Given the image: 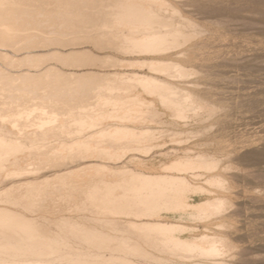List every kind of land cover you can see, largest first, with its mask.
Here are the masks:
<instances>
[{"label": "bare ground", "instance_id": "obj_1", "mask_svg": "<svg viewBox=\"0 0 264 264\" xmlns=\"http://www.w3.org/2000/svg\"><path fill=\"white\" fill-rule=\"evenodd\" d=\"M79 1L81 5L78 7L76 5H78ZM123 1H125V3H120L117 6L113 4V0L94 1L95 5L99 4L103 6L104 12L100 14L102 18L106 17L108 19H114V22H106V24H103L99 29H96L98 34L101 33V31L102 33H107L105 35L101 34L99 37L100 40H102L101 42L105 43V40H107L106 38L112 36L115 38V41L120 44L123 52L132 56V53L140 52V54H142L144 51L147 56L148 53L153 52L154 49L151 50V48H154L153 46H155V44L163 43L162 45L165 46V44L169 42L178 41L175 35L180 28L176 32H173V28L177 26H173V28H171L173 31L170 29L171 32H166L167 30L164 32L163 26L170 23L173 16L167 15L166 11L168 8L167 10H165L166 7H164L165 9L163 8L162 0H148L150 2L148 6H143V4H141L142 0ZM31 2L35 5L33 1ZM28 3H26L27 5L25 6L28 7ZM9 5L12 7L14 6L15 8L18 7V0H0V19L2 18L5 21L8 20L13 30L8 31L7 29L0 27V35L3 34L4 36L5 33H7L14 36V34H20L21 32L26 33V31H22L26 28V30H28L27 32L31 35L33 34L32 37H30L31 39L28 37L30 40H26L21 45L26 49L29 47L37 48V46L40 45L49 46L55 44H61L68 48H65L67 50H60L56 48L57 46H54V48H52L53 50L50 49L51 52L48 53H45L46 51L39 53L38 49V51L34 49L38 53L34 52V50H29L21 53L20 56L34 58L35 60L53 56L66 61L71 60L73 65L90 64L93 62L94 54L90 53L91 51L89 49L86 47L75 46L77 43H83L82 40H84L87 35H91L90 33L92 32H88L86 29L72 27L69 32L62 31V34L68 33L71 36L70 39L67 38V40H63L62 38L60 39L56 37L57 35L60 36L59 34H48L51 36L45 35L47 34V30H45V34L41 33L43 41L39 43L41 40H39V42L36 40L38 37L40 38V36L36 35L38 34V32H36L37 30H35L36 28H33L35 33L33 32V29H31L32 26L38 27V24L41 22L44 23L46 19L47 21L57 20L60 25L68 24L72 26L74 23H83L82 20L77 19L74 16L75 10H79L82 14H85V19L91 20V24L94 26L96 18L95 15L91 13L93 6L89 0H69L68 7L64 6L63 10L48 8L40 3V6L38 5L39 12L38 10L36 12L37 14L39 13V16L43 17L44 20H42L41 17H36L37 15L34 17L36 13L34 14V11L32 12L33 14L31 13V6H29L26 11L21 9V14L16 15L13 12L7 11ZM21 5L19 7H21ZM162 8L164 10H162ZM35 9H37V7H35ZM49 13H52V17L49 16ZM40 19L41 21H39ZM61 20H64L65 22H61ZM46 23L47 22L45 21V28H57L56 24L53 26L54 24L51 21L48 22L47 26ZM259 24L261 25L262 23ZM22 25H24L25 28H22ZM42 25L43 24H41V26ZM99 25H101V23ZM27 26H30L31 28L27 29ZM41 26L39 24V28ZM20 28H22V30ZM183 28L184 27L182 26V30H179V32L182 31L185 34ZM50 30H48V32H50ZM40 32H42V29ZM148 35L154 37H149ZM177 35L179 38L181 33H178ZM170 36H173L172 39ZM152 39L155 41H152ZM9 41L6 40V37L5 40L0 39V54L7 53V51L2 49V46H12L8 43ZM61 45L59 46L61 47ZM169 45H171V43H169ZM165 47H167V45ZM48 48L50 47L45 49ZM161 48L162 46L159 47V49ZM147 51L152 52L147 53ZM159 52L160 51H158V53ZM153 55L155 54L153 53ZM156 58L159 60V57ZM156 58L153 62L150 61L152 63L149 67L171 71L175 66L172 62L165 63L169 59H165L164 63H157ZM80 60L83 61V63L79 62ZM146 64L145 66H148V64ZM182 67L185 74L189 71H193L189 70L188 67L187 69L189 71H187L186 67L184 68V65H182ZM175 70L173 69V71ZM4 71L6 70H3V75L1 76V79L3 80L2 82H4L2 84L17 81V85H20V87H23L25 90V86H31V88L29 87V90H35V94L40 93L41 95L35 96L34 92L30 93L29 91V93L32 94L31 96L34 95L37 98L39 96L43 97L44 95L46 98L48 97V99L50 97L52 102L49 103V101L46 100L47 103L40 99L33 100L34 96L31 98L29 95H27L29 97H26L25 95L26 99H24L19 96L20 93L17 97H19V101L20 98L25 100L24 103H11L13 100L5 102L4 98L3 100L5 103L3 102L0 106V118L3 121H6L13 127H17L19 130L24 129V131L25 127L28 125L30 127L36 125L42 130L47 125L52 124V127L68 130L70 132L74 128L75 131L72 132L78 133L77 137H80L81 133L88 132L90 140L87 144H84V141L82 140L61 143L58 145L57 150L49 152L46 156H44V154L24 156L21 158V161H11V164L7 166L6 163L9 156L22 150L26 145L19 137L16 139H10L0 136V181L3 182V184L0 185V202L2 203L3 201L1 200L6 198L5 201L12 205L6 206L5 204H0V264H61V261L63 260L68 261L69 264H211L212 262H210L209 259L219 255L225 256L232 250V242L226 233L215 231L209 232L206 228L210 223L207 225L204 224V222L211 220L213 217L223 214L222 218H219L220 221L216 223V225H225L229 215H224V213L228 209V206L232 205L230 199L231 196L223 193V190L227 191L231 189L232 183L228 176H225L226 174L223 175L222 172L220 173L219 171L211 173L212 170L218 168L220 159L215 157V159H217L216 162L206 160L202 157L204 156L202 155V151L200 152L201 155L196 153V156H191L186 153L185 156L177 157L174 156V154H171L173 150L177 151L175 148L172 147L171 149L165 146L164 148L166 149L162 151V148L154 151V153L158 152L163 158L167 157V159L159 160L160 170L153 168L152 165H150L152 169H150V166V168L147 167L148 170L146 168H141V166H137V164V168H130L127 165H122L120 167H117L116 165L111 166V164H106L105 160L99 162V160H102L105 156H109L108 158L114 160L120 155H127V148H129L130 151L133 148L135 150L136 148H147L144 153L150 151V153L153 154V152H151L152 149L166 145L165 141H162L161 143H157L158 141L156 143L151 142V139H154L155 141L157 140V136L155 138L153 135L156 130H154L155 132L152 130L157 127L148 126L146 134L143 135L141 132L137 131L136 128L132 126L129 127L126 124L127 121L138 122L145 118V115H147V117L153 115L155 116V122V118L157 119V111L156 108H154L155 100H159L163 105L166 104L165 106H168V108H173L174 110L176 108L177 110L175 111H177V114L184 116L182 114L185 113L186 115L187 112H184V110L187 108L189 111L190 108L195 111L199 108L202 109L199 105H202L204 108V105L202 104L203 102L199 104V100H197L198 103L196 104L197 101L195 102V99L198 98L194 99V97H196L197 94L195 95L194 92L192 93L188 90L187 92L189 93H186V90L185 92L183 91L184 89L182 92L180 89L178 94H182L184 99V102L182 103L184 104H182L181 101L178 103L176 98L181 96L177 97L176 91L178 89L176 85H169V83L164 80V76L163 79H158L159 72L157 73V76L152 77L151 75L153 73H151L150 77L148 76L150 72L149 74L145 72L148 77L146 74L145 76L142 75L139 77L138 82L142 85V89L145 93L150 96H155V99L151 97L150 100L145 101L138 97L142 96L141 92H135L132 94L124 93L126 97L120 95V97L114 98L113 94L117 91L119 93V91L122 90L121 86H118L121 90H119V88L117 90V86L115 85L116 88L115 86L113 88L117 91L112 93L111 90H113V88L110 90V87L113 85L110 87L100 85V80L103 79L104 76L93 71L77 70L69 73L58 69L52 64L42 66L41 70H38V72L20 71V73H13L6 71V73H4ZM166 72H164V74ZM131 73H133V71ZM173 73L170 72L172 75ZM166 75L169 74L167 73ZM173 76H175V74ZM17 85L15 83V86ZM15 89H17V87L14 88V92ZM26 91H24V93ZM12 96L16 97V95ZM16 100L18 99H15V101ZM30 100L33 101L28 104L25 103ZM145 102H148V106L145 105ZM111 109L114 111L115 114L112 112L114 115H110ZM44 110L45 112H42ZM191 113H193V111ZM111 116H116L115 120L112 119L113 123L110 120L111 124L107 123L108 126H106L105 122L108 121V117L111 118ZM190 116H193V114ZM175 117L177 118V116ZM71 121L74 125H69V122ZM159 122L162 123V121ZM93 126L99 127H96V130ZM29 131L31 130H28V132ZM32 131H34V129ZM32 131L31 133H33ZM159 131L157 130V133H159ZM138 132L139 135H137L138 138H136L135 135L138 134ZM151 132L154 133L151 134ZM162 132L163 130L160 133ZM177 132L176 134L172 133V135L174 134L179 137ZM99 133L101 135H99ZM95 134H97V136ZM148 134L153 136L150 137ZM141 136L146 138L149 137V141L152 144L148 143L149 145H147L146 143H139V137ZM181 136L182 135H180V137ZM103 137L109 138V141L104 140ZM177 144L179 143L177 142ZM123 145L127 148L125 147V151L122 152L121 150L119 153L118 150L123 149ZM181 149L183 150L182 147ZM141 150H139V152H142ZM137 152L138 151L136 150L134 153ZM181 153L183 154V151ZM57 155H60L61 157H58ZM117 160H119V158ZM157 167L158 166H156V168ZM87 168L88 170L96 171L87 174L83 184H75L74 174L79 170ZM118 168H120L122 172L116 173V171L119 170ZM200 168L211 170V174L205 173L206 175L204 177V173L200 174ZM125 174H129L130 176L127 175L129 178H127ZM201 175H203L204 179L200 177ZM46 178L47 180L48 178L56 179V182L53 180L55 183L52 184H56L57 180L61 181L66 187H63L60 192L57 190L58 186L43 189L42 186L44 185L43 187H45L43 181H45ZM199 178H201L205 184L207 183L206 185L210 186L207 187L204 185ZM195 179H199V182H196ZM40 183L43 184H41V187ZM37 184L39 188H41L40 191H37V188H34ZM215 187L221 189L223 192H219L217 189L215 191ZM53 188L57 189L54 190ZM60 188L61 186L59 184V190ZM228 193L230 194V192ZM232 193L235 192L233 191ZM38 194L40 195L38 196ZM205 194L208 196L200 198L201 195L203 196ZM36 195L38 197H36ZM70 199L73 206H75L74 209L77 207L78 210L84 209L82 211L90 212L92 215H100V219L103 220V222L105 221L109 223L112 222L113 219L117 220L121 225L120 229L122 228V231L119 230L118 232L115 231L113 233L110 230H79L76 231V234L82 238L75 239L74 241L63 240L67 245L74 242L75 244H78V246H54V240L48 236L47 231L42 230L41 226L44 222L40 221L42 220L40 219L41 217L37 218L35 214V216L32 214L30 215L29 212L32 213L34 211L33 213H36L35 211L38 212L40 210L39 208L41 207H36L38 205L40 206V204H36L39 201L42 203L41 206H43L42 201L49 200V203L46 204L52 210L55 207H58L59 210V208L63 206L62 203H64V205L66 203L68 204ZM52 200L55 201L56 205L53 202V205L51 206L50 203ZM59 203L61 205H59ZM237 208L238 207H236V209ZM40 211L42 212V210ZM109 213H118L119 215L115 214L116 216H113ZM63 218L66 217L60 219ZM57 220L55 218L53 221H47H49L48 224L50 225H56ZM197 221L200 222V225L203 223L201 227L205 228V232L197 233L199 230L195 224ZM214 222L211 223V225L213 224L214 226ZM211 225H209V227ZM152 250L155 252L157 251V254H154ZM163 253H167L168 255L173 254L178 260H173ZM231 254L233 253L231 252ZM216 259L217 258H214V260Z\"/></svg>", "mask_w": 264, "mask_h": 264}, {"label": "rangeland", "instance_id": "obj_2", "mask_svg": "<svg viewBox=\"0 0 264 264\" xmlns=\"http://www.w3.org/2000/svg\"><path fill=\"white\" fill-rule=\"evenodd\" d=\"M26 1L18 0V5H17L18 7L15 8L14 6L12 7L9 5L7 7V11L13 12L14 14L18 15V14H21L20 11L22 10L26 11L28 7L31 6L32 7L30 8L31 13L33 11H34V14L36 13L34 17L36 15H37L36 17H41L39 16V13L37 14L36 12L38 10V7L40 6V3L43 6H46L48 8H55L56 10H63L64 6L68 7L69 5V0H45V1L44 0H41V1L40 0L39 1L38 0H26ZM31 1H33L35 5H33ZM89 1L91 5L93 6L91 13L95 15V18H96V20L94 21L95 23L94 26L91 24V20L85 19V14H82L79 10H75L74 16L77 19L82 20L83 23H74L72 24V26H70L68 24L60 25V23L57 22V20H53V21L50 20L54 24L53 26H55V24L57 26V28H50V29H53V30H50L48 27L45 28V24H44L45 21L47 22L46 26L48 22H50L49 20L47 21L46 19L44 23L43 22L39 23L40 26L41 24L44 25V27L43 25L41 26L43 28L41 27L39 28V24H38V27L32 26L31 28L30 26H27V29L36 28L35 30H37L36 32H38V34L36 35L40 36V38L38 37V39L36 40H38V42L39 40H41L39 43L43 41L41 38L42 37L41 35L45 34V30H47L46 31L47 34L45 35L59 34L60 36L57 35L56 37L60 39L62 38L63 40L64 39L67 40V38L70 39L71 36L68 33L62 34L63 33L62 31L69 32L72 27L82 28V29L88 30V32H92L90 33L91 35H87L85 39L83 38L84 39L82 40L83 43L81 42L75 45L76 47H79V46L86 47L87 49L91 51L90 53L94 54L93 62H91L90 64L73 65L71 60L66 61V60H62L60 58L53 57V56H50L48 58L38 59V60H35L34 58L20 56L21 53H24L29 50L33 51L34 49L36 50L38 49L39 51L38 50L37 51L39 53L45 52V51H46L45 53H48V52H51V50H53L52 48H54V46L55 47L57 46L56 48L60 50L62 49L64 50L65 48H67V47L62 46L61 44H59L61 45V47L58 44H55V45H49V46L40 45V46H37V48L29 47L26 49L24 46H21V45L26 40H30L31 39L30 37H32L33 34L31 35L29 32H27L28 30H26L24 25H22L21 27L25 29L23 30L22 28L20 29L22 31H26V33L21 32L20 34H14V36L12 34H7V33H5L4 36L3 34L0 35L1 40H5V37H6V40L8 41L10 40L8 43H10L13 46V47L10 45L2 46L3 47L2 49L7 51V53L0 54V80H1L0 81V95H1L0 96V106L4 102V100L5 102H10L11 100H13V102L11 101V103H16V102L24 103L25 100L21 98L26 99V97H29V96L32 98L34 95L35 96L40 95V93L35 94L34 92L35 90H32V89L29 90V87L31 88V86H25L27 91L23 87L21 88L20 85L19 86L17 85L18 84L17 81H14L12 83L10 82L6 84H2L4 83L2 82L3 80L1 79V76L3 75V70H6L8 72H13V73H17V72L20 73V71L21 72L23 71L38 72V70H41L42 66L49 65V64H52L56 66L58 69L69 72V73H72L77 70H86L89 72L91 71L97 72L98 74L103 75L104 78L100 80V85L109 86V87L113 85L112 87H110V90L115 85L117 86V88L115 86L117 90L119 88L118 86H121L122 90L119 88V90H121L119 91V93L115 88L111 90L112 93L117 91L114 94L118 93L117 95L113 94L114 98L120 97V95H122V97L123 95L124 97H126L125 94L141 92L142 96H138L141 99L145 101L150 100L151 97L155 99V96H150L146 94L145 91L142 89V85H140L138 82L139 77H141L142 75L145 76L146 74L145 72H147V74H149L150 72L148 76H150L151 73H153L154 75L152 74L151 75L152 77L157 76V73L159 72L158 79L161 80L165 77L164 80L168 82L169 85L175 84L178 89L176 91L177 97L181 96L179 98H176L178 103H180V101L181 103L184 102L182 94H178L180 89H181L180 91L184 89L183 90L184 92L186 90V93L194 92L195 95L197 94L196 97H194V99L198 98V99H195V102L197 100H199V104L203 102L202 104L204 105V108L202 105H199L202 109L199 108L196 111L191 108L189 111L187 110L188 109L187 108L184 110V112H187L188 114L186 113L185 115L184 113L182 114L184 116H181V114H177V111H175L177 110L176 108L175 110L173 108H168V106H165L166 104L163 105L159 100L158 101L155 100L154 108H156V111H157L156 113L157 119L155 118V120L158 123L156 121L154 122L155 116L153 115H152L153 117L151 115H149L151 117L149 116L147 117V115H145L144 116L145 118L139 120L138 122L127 121L126 124L129 127L132 126L136 128V130L141 132L143 135L146 134L148 126L157 127L155 129H152L153 131L156 130V132L154 131L155 134H153L154 132H151V134H153L155 138L157 136L156 138L157 140L155 141L153 139L154 140L153 141L151 139V142L156 143L158 141L157 143H161L162 141L163 142L165 141L166 145L161 146L159 148L152 149L151 152H153V154L150 153V151L148 153H144L145 149L147 148L145 149L136 148L138 152L134 153L136 151L134 148L131 149L130 151L129 148L123 145L124 148L118 150V152L121 150L123 152L125 151L124 149L127 148L126 149L127 155L126 154L120 155L118 157L119 160H117L118 158H115L113 160L112 158H108L109 156L108 157L105 156L104 158H102V160L100 159L99 162L105 160L106 164L108 165L111 164V166L116 165L117 167H120L122 165H127L130 168H137V166H141V168H146V169L150 168L151 167L150 165H152L153 168L159 169L160 168L159 160L167 159V157L163 158L161 155L158 154V152L154 153V151L161 149V148H162L161 149L162 151L166 149L164 148L165 146L171 149L172 147L175 148L177 151L173 150L175 152L172 151L171 154L172 155L174 154V156H177V157L185 156L186 153H188L191 156L192 155L196 156L197 155L196 153L201 155L200 152L202 151V155H204L202 157H204L206 160L216 162L217 159H220L219 161L220 164L217 169H214L211 172V170L200 168L201 170L200 174L204 173L203 174L204 177L206 175L205 173L211 174L214 171L215 172L219 171L220 173L222 172L223 175L226 174L225 176H228L229 180L232 183L231 189H230L231 191L223 190L224 191L223 192L221 191V189H217L216 187H215V191L217 189L219 192L221 191L231 196L230 199L232 201V205L228 206V209L224 213V215H229L227 217V222L225 223V225H222V226L216 225V223H218L220 219L222 218L223 214L218 215L217 217H213L211 220L204 222V224L207 225L208 223H210L207 225L208 227L206 228L207 231L209 232L215 231V232L226 233L230 241L232 242L233 246L231 248L232 250L228 252L227 255L225 256L219 255L220 258L219 256H215L209 259V261L212 262L211 264H264V16H263L264 15V0H208V1L207 0H172V1L165 0L166 2L162 0L163 8L166 7V9L164 8L165 10H167L168 8V10L166 11L167 15L173 16L172 21H171L172 23L170 22L163 26L164 32L166 30H167L166 32H171V30L173 31V29H174L173 32H176L179 28H180L179 30H182V26H183L184 27L183 31L185 32V34L182 31L179 32L178 30L175 35L178 41L169 42L171 43V45H169V43L165 44V46L167 45L168 48L162 45L163 43L155 44V46H153L154 48H151V50L154 49L153 52L147 51V53L152 52V53H148L147 56H146V52L144 53V51L143 53L141 52L142 54H140V52L132 53L131 54L132 56H130V54L128 53L123 52L121 50L120 44L116 42L115 38L112 36L106 38L107 40H105V43L101 42L102 40H100L99 37L101 36V34L105 35L107 33H102L101 31V33L98 34V32H96V29H99L103 24H106V22H111V23L114 22V19L112 18L108 19L106 17L102 18L100 14L104 12L103 6L99 4L95 5L94 4L95 0H89ZM113 1H114L113 4L115 6H117L120 3H125V1L123 0L121 1L113 0ZM24 2L26 3L29 2L28 7L25 6L27 4ZM141 4H143V6L145 5L148 6L150 2L148 0H142ZM20 5L21 7H19ZM80 5L81 3L79 1L78 5L76 6L79 7ZM35 7H37V9H35ZM163 8L162 10H164ZM51 14L49 15L50 17H52ZM41 18L42 20H44L43 17ZM39 21H41V19ZM62 21L64 20H61V22ZM100 23L101 25H99ZM259 23H262V24L260 25ZM165 26H166V29H165ZM173 26H177V27L173 28ZM0 27L5 28L8 31L13 30L9 21L8 20L5 21L2 18L0 19ZM41 29H42V32H40ZM35 30L33 29V32ZM48 30H50V32H48ZM178 33L179 34L181 33L182 35V36L180 35L179 38L177 35ZM6 35H8L9 37ZM51 35H48V36H51ZM148 36L154 37L150 35ZM172 37L170 36L171 39ZM152 41H155V40L152 39ZM172 43L174 45L176 43L177 44L174 46ZM161 46L162 48L159 49V47ZM47 47H50V48L45 49ZM36 50H34V52H37ZM158 51H160L159 52L160 54L158 53ZM153 53L155 55H153ZM156 57H159L158 58L159 60H157ZM155 58H156L157 63H162V62L164 63L165 59L167 60L169 59L165 63L172 62L173 65H175L173 69L174 70L176 68L177 69L175 71H173V69L171 71L166 70L167 71L166 72L165 69L149 67L151 66V63L154 61ZM161 58H163L164 60ZM160 60H163V61H160ZM79 62L83 63V61L81 60ZM146 63L148 64V66H145ZM176 65H178L179 68ZM182 65H184V68L186 67L187 69L188 67L189 70H193V71L190 72L187 69V71L189 72L185 74V72H183L184 69ZM147 67L150 69H148ZM6 71H4V73H6ZM132 71L134 74L131 73ZM164 72L166 73L164 74ZM170 72L172 73L174 72L173 75L175 74V76L170 74ZM167 73L169 75H166ZM15 83L17 86H15ZM16 87L17 89H15V92L17 94L13 91L14 88ZM187 90L189 92H187ZM24 91L26 92L24 93ZM29 91L30 93L34 92V95L31 96L32 94H30ZM206 93H207V96H206ZM11 94L16 95V97L17 95H19L21 97L20 101H19V97L16 98L12 96ZM35 96L33 97V100L40 99L44 102H47L46 100H48L49 103L52 102V100H50V97L48 99V97L46 98L43 95L44 97L43 98V97H40L41 96L40 95L39 97H37L38 98L37 99ZM15 99H18V100L15 101ZM33 100H30L29 102L27 101L25 103L28 104ZM197 103L198 101L196 102V104ZM145 105L148 106V102H145ZM192 111L193 113H191ZM42 112H45V110ZM112 112L114 113V111L111 109L110 115L115 114V113L112 114ZM192 114L193 116H190ZM175 116H177V118ZM115 117L116 116H113V117L111 116V118L108 117L109 119H107L108 121L105 122V125L108 126V124H111L110 120L113 123L112 119L115 120ZM182 117H185V118H182ZM159 121H162V123H160ZM52 123H55V122H52ZM69 123H70L69 125H74L72 121ZM28 126L25 127V131L24 129L19 130L17 127L11 126L9 123H7L6 121H3L0 118V136L10 138V139H16L17 137H19L26 145L25 148H23L22 150L14 154H11L9 156V159L6 163L7 166L11 164V161H14V160L21 161V158L24 156L41 155V154H44V156H46L49 152L57 150L58 145L61 143L82 140L84 141V144H87L88 141L90 140L88 136L89 134L88 132L81 133L80 137H77L78 133L72 132V131H75L73 127H72L73 128L72 131L70 132L68 130H64L60 128L57 129L56 127H52L53 126L52 124L47 125L42 130L36 125H32V127L29 126V128ZM35 127H36L37 132L35 131ZM33 129L34 131H32ZM28 130H31L34 134L31 133V131L28 132ZM157 130L159 131V133L162 130L163 132L159 134L157 133ZM96 132H93V133H96ZM139 132L138 134L135 135L136 138H138L137 135H139ZM176 132L177 134H179L178 135L179 137L180 135H182L180 137L181 139L175 136L174 134H173L174 136L172 135V133L176 134ZM97 134L95 135L97 136ZM151 134H148V136L150 135V137H152L153 135ZM99 135L101 134L99 133ZM104 140L109 141V138L105 137ZM175 141H177L179 144H177V142ZM151 142L149 141V137L147 138L142 137V136L139 137V143L141 144L146 143L147 145H149V144H152ZM174 143L176 146L174 145ZM181 147L183 148V150L181 149ZM139 150H141L142 152H139ZM182 151H183V154L181 153ZM60 155H57V156L61 157ZM116 157H117V154H116ZM215 157L217 159H215ZM145 163L147 164V166ZM156 166L158 167L156 168ZM118 169L120 170V168ZM150 169H152V167ZM119 170H117L116 173L122 172V170L120 171ZM93 171H96V170H93ZM93 171L88 170L87 168V169L79 170L78 172H76L74 174L75 184H78V185L83 184L85 181V178L87 177V174L92 173ZM125 175L127 178H129L130 176L129 174H125ZM203 175L200 176L202 179H204ZM201 178L199 179L201 180V182H203ZM199 179H195V181L197 182ZM53 180L55 181L56 179L48 178L47 180L46 178V180L43 181V183L45 184V187H43L44 185L42 183H40V187L43 185L42 186L43 189L45 188L48 189L50 187L52 188V187L58 186L57 187L58 189L57 188H53V189L54 190L57 189L59 192L62 190L63 187H66L63 182L58 181V180H57L58 184L57 183L52 184L56 182V181L54 182ZM2 184L3 182L0 181V185ZM59 184L61 186L60 190H59ZM203 184L206 185L207 183L205 184V182H203ZM36 186L34 188H37V191L38 190L40 191L41 188H39L38 184ZM206 186L209 187L210 185L209 186L206 185ZM233 191L236 194L232 193ZM228 192H230V194ZM39 195L40 194H38V196ZM38 196L36 195V197ZM204 196H208V195L206 194L203 196L201 195L200 198ZM5 199L6 198H3V200H1L3 202L2 203L0 202V204H5L6 206H12L8 202H6ZM48 201L49 200L47 201L43 200L42 201L43 206H41L42 203H40V201L36 203L37 205L40 204V206L38 205L36 207L38 208L43 207L42 209L39 208L40 210H42L43 213L39 210L38 212L35 211L36 213H33L34 211L32 213L29 212V214L30 215L32 214L33 216L36 215L37 218L41 217L40 219L42 220L40 221L44 222L43 225L41 226L42 230H45L48 232V236L54 240V243H53L54 246H68V245H71L72 247L78 246V244H75L74 242H71L70 244L67 245L66 242H63V240L66 239V240L74 241L75 239L82 238L81 236L76 234V231H79V230H92V231L110 230L113 233L115 231L118 232L119 230L122 231V228L120 229L121 225L115 219H113V221L109 223L105 221L103 222V220L100 219V215H96V214L92 215L90 212L82 211L84 209H80L81 210L80 211L78 210L77 207L74 209L75 206H73L71 199L69 200L68 204L66 203L64 205V203H62L63 206L60 207L59 210H58V207H55L56 209L54 208L52 210L46 204V203H49ZM53 202L56 205L55 201L52 200L50 203L51 206L53 205ZM59 205L61 204L59 203ZM235 206L238 208L236 209ZM82 212H85V213H82ZM115 214L117 215L118 213H114L110 215L116 216ZM44 215H47V216H44ZM62 217H66V218L60 219ZM55 218L56 220L58 218V220L56 221L57 222L56 225L48 224L49 221H53L55 220ZM213 222L215 224L214 226L213 224L211 225V223ZM231 223L233 226L231 225ZM195 224L197 225L199 229L197 233L205 232V228L201 227L203 223H201L200 225V222L197 221L195 222ZM209 225L211 226L209 227ZM152 251L154 254H157L156 253L157 251L156 252L154 250ZM231 252L233 254H231ZM163 254H166L173 260L174 259L178 260V258H175L173 254H169V255L167 253H163ZM214 258H217V259L214 260ZM61 264H69V262L66 260H63L61 261Z\"/></svg>", "mask_w": 264, "mask_h": 264}]
</instances>
